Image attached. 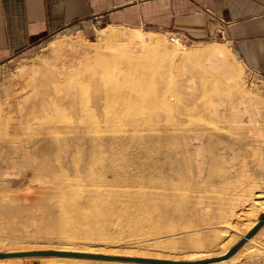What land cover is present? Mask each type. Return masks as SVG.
Wrapping results in <instances>:
<instances>
[{"label":"rangeland","instance_id":"1","mask_svg":"<svg viewBox=\"0 0 264 264\" xmlns=\"http://www.w3.org/2000/svg\"><path fill=\"white\" fill-rule=\"evenodd\" d=\"M131 28L62 32L0 68V253L44 247L185 261L217 246L231 222L248 223V206L252 221L264 215L255 205L264 202V78L218 38L143 29L147 47L130 49L104 36ZM212 46L224 50L232 76L181 59ZM142 78L149 85L134 87ZM72 86L74 107L65 93ZM239 102L248 109L243 128L234 124ZM179 109L186 124L170 117ZM65 201L75 204L60 207ZM258 238L263 249L244 263L264 264Z\"/></svg>","mask_w":264,"mask_h":264},{"label":"crops","instance_id":"2","mask_svg":"<svg viewBox=\"0 0 264 264\" xmlns=\"http://www.w3.org/2000/svg\"><path fill=\"white\" fill-rule=\"evenodd\" d=\"M101 26L218 38L264 78V0H0V68L56 34Z\"/></svg>","mask_w":264,"mask_h":264},{"label":"bare ground","instance_id":"3","mask_svg":"<svg viewBox=\"0 0 264 264\" xmlns=\"http://www.w3.org/2000/svg\"><path fill=\"white\" fill-rule=\"evenodd\" d=\"M104 36L108 40H111L113 42H117L116 44H118L117 46H119V47H126V48L128 47L130 49H135L136 46L137 47L140 46L142 48H146L147 47V44H146V41H145L146 38H147V33L142 31V30L133 29L132 35L131 34L129 35L128 33L124 32V33H121V34L120 33H108V34H105ZM163 51L165 53H167L168 50H167V48H164ZM181 59L183 61L194 60V59H199V60H202V61H206V62H208V65H209L210 68L219 69L223 74H226L228 76H232V74H233L232 73V68H231V65H230V63L228 61L227 55L225 54L224 50H222L221 48H219L217 46H212V47H209V48H206V49H203V50L196 51L194 53H184L181 56ZM135 70H137V68L132 67L131 71H130V74H133V72ZM78 74H77V76H78ZM97 74L98 73H96V75ZM96 75H93L94 76L93 79L96 78ZM157 78H160V77L156 76V78H154V79H157ZM77 79H78V77H77ZM161 80H163V78H161ZM188 80L194 81L191 78L188 79ZM93 81H96V80H93ZM163 81L165 82V78H164ZM97 82H98V80H97ZM156 83H158V82H156ZM161 83H158V84H161ZM191 83H193V82H191ZM133 84H134L133 85L134 87H145L146 85H149L148 81L145 78H142L138 82H135ZM158 84H152L151 86H153L154 89L155 88L158 89L160 87ZM188 84H189V82H188ZM186 89H189V88H185L184 90H186ZM192 89H193V87H192ZM182 90H183V88H182ZM189 90H191V89H189ZM65 91H67V90H65ZM65 93H67V97H68V101H69L68 104L71 107L76 106L75 87L72 86ZM192 93H195V90ZM106 94L109 97H111V98H115V97H118V96L120 97L121 96V93H118L116 91H108V92H106ZM191 94H190V97H191ZM65 96H66V94H65ZM192 98H194V97H192ZM192 98H191V101L193 100ZM97 103H99V102L97 101ZM214 104H212V106L210 105L212 107L211 110L206 112L207 113L206 116L209 117V118H210V116H217L218 115V103L215 104V105ZM219 104L221 106V103H219ZM237 104L239 106H241V104H242V107L243 108L245 107L243 102H241V103L239 102V103H236V105H233L232 109L235 110L234 111V122H235L234 124L237 125V128H243L244 127V125H243L244 121L240 120L239 118H241V116L243 114L248 113V111H247L248 109L245 108V110L247 109L246 110L247 112L244 109H243L244 110L243 111L242 109H240L241 107H239ZM179 110L180 111H178V112L171 113L170 117H172V115L173 116H177V118H179V120H180V121H178V125L186 124L187 123L186 120H187V116L188 115L185 113V111H183V109L182 110L179 109ZM158 130L163 132L164 128H158ZM198 167H199L198 170L200 172L203 171V168H204L203 161H199V166ZM42 170H45V169H42ZM40 176H42V175H40ZM240 178L243 179L241 176H240ZM241 179H239V184H240V181H242ZM235 180L236 179H234V181ZM236 182L238 183L237 180L234 183L236 184ZM234 183H233V181H231L230 183H227L224 186V189H229L230 186H232ZM235 184H234V187L236 185H238V184H236V185ZM245 200H247V199H245ZM229 201H231V200H229ZM248 201H247V203H248ZM71 202L70 201H65L64 203L61 204L60 207H63L66 204L67 205L71 204ZM199 202H201V201H199ZM72 203L75 204L74 202H72ZM197 204H200V203H198V201H197ZM255 205L260 206V209L264 210V202L257 201V202H255ZM246 206H247V204H246ZM48 207L52 211L55 210V208H56V207L51 206V205H49ZM244 207H245V205H244ZM248 207L249 208H247V212H246V215H245V217H247L248 223L242 224V223L235 222V221H234L235 223L231 222L227 226V229L229 231H227V230L225 231L224 238L222 239V241L217 246H211L210 248H208V250H205V251H203V250H194L193 252L184 255L186 257L185 261H199V260H206V259H215V258H220V257H223L224 255H226L237 243H239L240 239H244L246 237V235L258 223V221H256V220H253V221L251 220L252 219V215H253V213L256 210L255 207H251V205L248 206ZM242 208H241V210H242ZM229 210L231 212V209H229ZM64 225L72 226L73 224L71 223V221H69L66 218L64 220ZM263 235H264V225L252 237H250L249 239H246L245 243L242 245V247L234 255H232L231 257H228V258H224V259H220V260H216V261H211L210 263H207V264H241L245 259L248 258V256L250 254H252V253H254L256 251H259L260 249H263L262 245L259 244V240H258L259 239L258 237L261 238V236H263ZM256 239L258 240V242L256 241ZM37 250H50V248H44V247H42V248L21 247V250H19V251H21V252H30V251H37ZM58 251H70V252H80V253H94V252H88V251H85V250L78 251V250L66 249V248L65 249H60ZM12 252H18V249L14 248V249H12ZM128 256H135V255L134 254H128ZM30 258L41 259L43 264H49L51 261H54V260L60 261V263H62V264H147V263H136V262H124V261H100V260H86V259H75V258H58V257H51V258H49V257H11V258H7V259H0V263L5 262V263H9V264H21L24 260H27V259H30ZM175 261H179V260H175Z\"/></svg>","mask_w":264,"mask_h":264},{"label":"water","instance_id":"4","mask_svg":"<svg viewBox=\"0 0 264 264\" xmlns=\"http://www.w3.org/2000/svg\"><path fill=\"white\" fill-rule=\"evenodd\" d=\"M264 225V215L258 221L257 225L246 235L244 239L239 241L226 255L215 259H206L199 261H168L160 259H148L141 257H122L115 255H103L94 253H80L70 251H58V250H43V251H30L20 253H0V259H7L11 257H58V258H75L86 260H100V261H124V262H136L147 264H207L211 261H216L234 255L245 243L246 239L252 237L262 226Z\"/></svg>","mask_w":264,"mask_h":264}]
</instances>
